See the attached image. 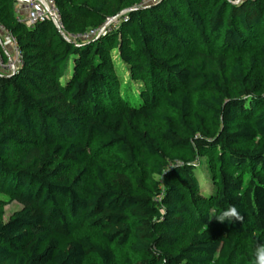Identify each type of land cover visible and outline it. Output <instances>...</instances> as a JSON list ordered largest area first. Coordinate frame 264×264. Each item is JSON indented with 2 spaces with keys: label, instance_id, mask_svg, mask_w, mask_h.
Wrapping results in <instances>:
<instances>
[{
  "label": "trees",
  "instance_id": "obj_1",
  "mask_svg": "<svg viewBox=\"0 0 264 264\" xmlns=\"http://www.w3.org/2000/svg\"><path fill=\"white\" fill-rule=\"evenodd\" d=\"M53 1L63 29L0 0V264H254L264 0Z\"/></svg>",
  "mask_w": 264,
  "mask_h": 264
},
{
  "label": "built area",
  "instance_id": "obj_2",
  "mask_svg": "<svg viewBox=\"0 0 264 264\" xmlns=\"http://www.w3.org/2000/svg\"><path fill=\"white\" fill-rule=\"evenodd\" d=\"M151 0H148L145 3H148ZM17 6H18V13H19V19L24 21L28 26L34 25L38 21H43L46 19H51L56 24V26L60 29H63V25L61 22V15L60 10L56 6L55 2L53 0H17ZM117 21L116 17H109L105 24L96 29H90L89 32H86L84 34H78V35H70L74 39H78L80 37L88 38L91 36L96 35L98 32H103L107 27H110L111 23ZM12 40L14 42V38L12 37ZM15 44V43H14ZM16 48V55L17 58L12 61L11 58L8 59L6 62L3 61L0 57V69H7L4 66H8L9 71H13L16 69V67L21 62V53L19 49ZM6 71V70H4Z\"/></svg>",
  "mask_w": 264,
  "mask_h": 264
},
{
  "label": "rangeland",
  "instance_id": "obj_3",
  "mask_svg": "<svg viewBox=\"0 0 264 264\" xmlns=\"http://www.w3.org/2000/svg\"><path fill=\"white\" fill-rule=\"evenodd\" d=\"M1 32H0V36L2 38L1 40V43H2V46L6 52V54L8 55V58L15 62V59L17 58V55H16V48H15V44L11 38V36L7 35L2 29H0ZM0 38V39H1ZM5 68L7 69H3V70H8V66H4ZM134 99H137L135 97H133ZM198 178H199V181H200V184H201V187H202V191L203 192H209L210 189H211V184H210V181L208 180L207 178V173L205 171V169H201L200 171H198V174H197ZM21 207L20 203L17 202V201H12L10 203H8L6 206H5V219H8L9 218V215L15 211L16 209H19ZM258 245H264V234L263 233H258V232H255L252 234V240H251V252L253 255H255V250H256V247ZM94 261H89L88 264H100L98 261H95L96 258H93ZM254 264H255V261H254Z\"/></svg>",
  "mask_w": 264,
  "mask_h": 264
},
{
  "label": "clouds",
  "instance_id": "obj_4",
  "mask_svg": "<svg viewBox=\"0 0 264 264\" xmlns=\"http://www.w3.org/2000/svg\"><path fill=\"white\" fill-rule=\"evenodd\" d=\"M242 221L243 217L240 215L235 206H231L226 212L217 217L218 222L223 223L225 219ZM255 264H264V245H258L255 250Z\"/></svg>",
  "mask_w": 264,
  "mask_h": 264
}]
</instances>
